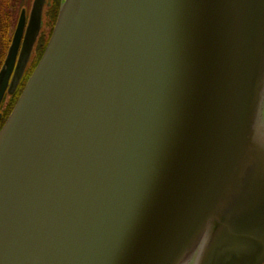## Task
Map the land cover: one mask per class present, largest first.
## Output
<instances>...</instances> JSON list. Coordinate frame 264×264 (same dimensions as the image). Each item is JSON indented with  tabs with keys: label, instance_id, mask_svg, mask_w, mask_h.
<instances>
[{
	"label": "water",
	"instance_id": "1",
	"mask_svg": "<svg viewBox=\"0 0 264 264\" xmlns=\"http://www.w3.org/2000/svg\"><path fill=\"white\" fill-rule=\"evenodd\" d=\"M0 264H264V0H60L0 129Z\"/></svg>",
	"mask_w": 264,
	"mask_h": 264
},
{
	"label": "flooded vegetation",
	"instance_id": "2",
	"mask_svg": "<svg viewBox=\"0 0 264 264\" xmlns=\"http://www.w3.org/2000/svg\"><path fill=\"white\" fill-rule=\"evenodd\" d=\"M16 1L19 2L18 3V12H17V17L15 18V21L13 22V26H12L11 31H10V42L8 44V47H9L11 40H12V37L16 31V27H17V24H18L22 10L24 12V16H23L24 21H23L21 36L19 39V45L17 48L16 57H15V63L17 62V60L19 58V54L21 51L23 39L25 37V33H26L27 26H28L29 18L31 15L34 0H16ZM55 1L56 0H43L41 24H40L38 33L36 35V38L34 40V43L32 44L31 51L27 57L26 65H25L23 72L21 74L22 77L20 78L18 84L13 89V91L9 92L8 91L9 85H7V87L4 91V94L0 99V128L2 127L3 123L6 120V117L8 116V114L10 113V111L13 107V104L15 103V102L14 103L12 102L11 98L13 96H16V98H17L18 94L20 93L21 89L23 88V86L27 80V77L30 75L31 71L33 70V67L35 66L38 59L40 58L42 51H43V48L45 46V43L50 36L53 24L49 28L46 27L44 25V18L47 15L52 16V13H53L52 10H53V5H54ZM49 10H51V12ZM42 35L44 36L43 37L44 39L41 42H39V39L42 37ZM8 47L5 51L3 59L1 60L0 68H1L2 63L5 59L6 54H7ZM13 74H14V71H12L10 73V76H13Z\"/></svg>",
	"mask_w": 264,
	"mask_h": 264
},
{
	"label": "trees",
	"instance_id": "3",
	"mask_svg": "<svg viewBox=\"0 0 264 264\" xmlns=\"http://www.w3.org/2000/svg\"><path fill=\"white\" fill-rule=\"evenodd\" d=\"M18 3L19 2L16 0H0V64L10 42V31L13 26V22L17 17ZM58 4L59 0H56L52 10V23L57 15ZM11 99L14 103L16 96H13Z\"/></svg>",
	"mask_w": 264,
	"mask_h": 264
},
{
	"label": "rangeland",
	"instance_id": "4",
	"mask_svg": "<svg viewBox=\"0 0 264 264\" xmlns=\"http://www.w3.org/2000/svg\"><path fill=\"white\" fill-rule=\"evenodd\" d=\"M50 12H51V10H49ZM52 16H50V15H47V16H45V18H44V25L46 26V27H51V25H52V18H51ZM44 36L42 35V37L39 39V42H41L44 38H43Z\"/></svg>",
	"mask_w": 264,
	"mask_h": 264
}]
</instances>
